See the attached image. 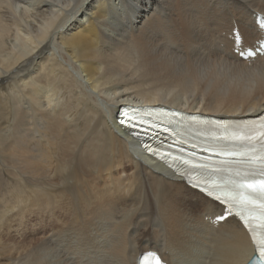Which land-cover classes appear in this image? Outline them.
Returning <instances> with one entry per match:
<instances>
[{"label":"bare ground","instance_id":"bare-ground-1","mask_svg":"<svg viewBox=\"0 0 264 264\" xmlns=\"http://www.w3.org/2000/svg\"><path fill=\"white\" fill-rule=\"evenodd\" d=\"M264 0H0V264H248L251 234L142 153L120 109L264 114Z\"/></svg>","mask_w":264,"mask_h":264},{"label":"snow or ice","instance_id":"snow-or-ice-1","mask_svg":"<svg viewBox=\"0 0 264 264\" xmlns=\"http://www.w3.org/2000/svg\"><path fill=\"white\" fill-rule=\"evenodd\" d=\"M260 27L264 30V21ZM241 38L242 34L234 29V48L241 55H249L240 47ZM121 115L123 118L119 123L126 124L130 134L137 136L132 129L145 125L159 127L156 121L164 118L169 123L177 124L171 117L180 114L173 111L153 115L149 121L145 119V116L151 115L149 109L129 107L123 109ZM185 130L189 133L195 131L203 141L197 144L190 137L184 138ZM175 134L181 137L179 143L189 144L191 148H198L207 155L197 157L196 152H191L190 159L183 156L171 159L172 154L168 153L160 158L177 172L180 171V165H183L189 183L206 198L223 205L229 215H234L243 222L259 253V257L253 258L252 264H264V119L231 125H220L211 120L182 119L177 124ZM180 151L183 152V149ZM152 155L157 156L158 153L153 151ZM224 219L223 212L213 217L216 223ZM143 264H161V261L155 253L149 252L144 257Z\"/></svg>","mask_w":264,"mask_h":264}]
</instances>
